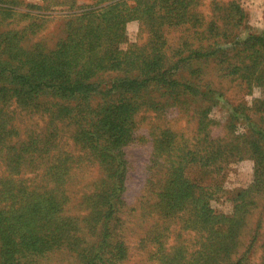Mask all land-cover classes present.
I'll use <instances>...</instances> for the list:
<instances>
[{"label":"rangeland","instance_id":"374dc122","mask_svg":"<svg viewBox=\"0 0 264 264\" xmlns=\"http://www.w3.org/2000/svg\"><path fill=\"white\" fill-rule=\"evenodd\" d=\"M0 124V192L50 240L0 235V264H264V0H0ZM182 180L215 224L163 199Z\"/></svg>","mask_w":264,"mask_h":264},{"label":"trees","instance_id":"16d2710c","mask_svg":"<svg viewBox=\"0 0 264 264\" xmlns=\"http://www.w3.org/2000/svg\"><path fill=\"white\" fill-rule=\"evenodd\" d=\"M189 5L190 2L188 6ZM257 41H261V39H257ZM48 69L49 71H46L45 74L47 77L50 78L53 73H56L57 76L60 75L61 78L63 77V75L61 74L62 71L61 69L53 70L54 66H49ZM43 84L46 83H39L37 85H32V84L27 85L25 84V82H22V86L17 88L19 98L22 100L21 104L25 107L31 106V101H33V99L36 98L33 97V94L39 91H47V86L44 85L43 87L42 86ZM116 108L122 109V106ZM120 114L121 117H125L124 120L126 121V118L128 119L129 117H133L135 111L131 109V106H128V108L125 111H122V113ZM0 128H1V124H0ZM93 132L95 134L94 135L95 137L90 147H97V146L99 147V140H98L99 130ZM118 146H119V142L116 141L110 147L116 148ZM104 151L105 152H103V155L101 154L103 157V161H105L108 165L112 166V168L116 167L117 164L116 160L114 158H112L111 160L110 159L111 155H109L110 153L107 152L108 153L107 154L106 153L107 150ZM121 168L122 165L120 167H117L118 172ZM198 188H199L198 185L192 184L191 186H189L187 180H182V182H180V187L176 188L177 190L174 189L167 190V193L165 194L167 197H165L162 194L161 195L164 197L163 199L167 200L173 205L178 203L185 206H187L189 203L195 204L194 210L195 209L197 210V218L202 216L205 222L213 225L215 224V221L219 218V216L215 215L213 211L211 213L210 211L211 209L209 208L208 201H205V199L202 198H198L197 195ZM26 189L27 188H22V187L18 189L15 188L12 189L11 187H6V190H2L0 192L1 195L0 202L2 199H4V196L7 195L11 200L10 205H6V204L0 205V233H1L0 235L3 236V239L6 240L4 246L7 243H9L20 251V248L22 247V243H17V240L12 238V233H9V231H13L14 233V231L16 230L17 232L23 231L25 234H32L29 240L26 242V244L23 243V245L27 248V250L30 249L32 251H38V252L45 251L44 247L47 246V244L50 241L48 237L49 234L47 233L48 219L46 218L45 209L43 208V206H40L39 203L38 204L31 203L33 198H28L26 199L25 202L23 197L24 194H27V196L31 194L34 197L39 196L35 191L30 192L27 191ZM38 231L41 232V235L38 238H36L35 232L37 233ZM55 231H61V228L59 227ZM65 231L69 232V229ZM58 239H61V237H59ZM107 246L109 247L114 246L113 247L114 250H117V252H115V256L123 257L124 248H125L123 242H119L117 244L116 242L108 243ZM226 251H229V249H227ZM220 257L215 255L209 261H207L206 264H230L232 262L231 255H225L221 253ZM199 261L200 260H198L197 263ZM110 263L117 264L113 262V259H111L110 262L108 263H101L98 260L96 262H92V264H110Z\"/></svg>","mask_w":264,"mask_h":264}]
</instances>
